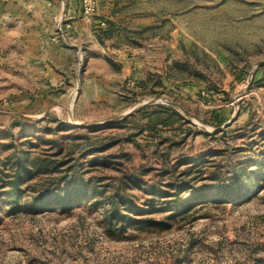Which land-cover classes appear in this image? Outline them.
I'll return each instance as SVG.
<instances>
[{"label":"rangeland","instance_id":"obj_1","mask_svg":"<svg viewBox=\"0 0 264 264\" xmlns=\"http://www.w3.org/2000/svg\"><path fill=\"white\" fill-rule=\"evenodd\" d=\"M82 7L88 33L59 20L51 51L0 32V158L69 162L93 193L68 211L1 193L0 264H264V0ZM109 9L124 36L98 42L119 30ZM137 20L152 24L139 41ZM115 191L143 211L132 224L110 226Z\"/></svg>","mask_w":264,"mask_h":264},{"label":"trees","instance_id":"obj_2","mask_svg":"<svg viewBox=\"0 0 264 264\" xmlns=\"http://www.w3.org/2000/svg\"><path fill=\"white\" fill-rule=\"evenodd\" d=\"M220 122L223 123L222 120ZM68 163L56 162L46 155L36 154L33 156L26 149L21 152L15 151L6 159L0 158V195L1 193L7 195L9 204L14 208H18L24 200V205L34 211L51 208L71 210L77 201L89 199L93 193L87 182L83 180L80 183L69 181L75 176L73 173L75 166ZM65 182L66 187H64ZM133 183L140 184L132 177L122 180L123 186H130ZM180 189V185H175L177 193L180 192ZM152 192L162 196L167 194V192L155 188ZM104 193V191L97 192L100 196H103ZM198 196L201 197L199 200L205 199L203 193ZM225 197L230 196L218 189L210 199L218 201ZM108 198L109 208H106L105 211L110 226H115L117 223L132 224L136 221L133 214L143 213L137 204L121 195L119 191H115ZM182 208L181 212L187 213L193 208V205L186 203ZM161 223L142 220L141 225H160Z\"/></svg>","mask_w":264,"mask_h":264},{"label":"crops","instance_id":"obj_3","mask_svg":"<svg viewBox=\"0 0 264 264\" xmlns=\"http://www.w3.org/2000/svg\"><path fill=\"white\" fill-rule=\"evenodd\" d=\"M83 0H0V32L8 40V44L19 49L27 48V43L33 44L35 54L47 45L51 51L52 46L57 43V27L59 20H64L67 27L77 28L80 26L81 35L89 31V20L84 17ZM102 1V0H101ZM113 8V5L109 3ZM99 7H101L99 3ZM102 6L99 12H104ZM111 10L109 9L108 12ZM111 15L109 26L119 28L116 32H107L108 38L103 34H97V41H114L117 36H124L125 25L117 23L115 19L119 16L114 11ZM112 25V26H111ZM118 25V26H117ZM152 27L148 21L137 20L134 27V40L139 41L145 32ZM107 30H110L109 27ZM11 47V48H12ZM39 56V55H38ZM36 56L35 58H37ZM49 65V72L51 73Z\"/></svg>","mask_w":264,"mask_h":264},{"label":"built area","instance_id":"obj_4","mask_svg":"<svg viewBox=\"0 0 264 264\" xmlns=\"http://www.w3.org/2000/svg\"><path fill=\"white\" fill-rule=\"evenodd\" d=\"M94 0H84L85 3V11L87 13H89V11L91 10V5L93 4ZM102 24L105 25V22H102Z\"/></svg>","mask_w":264,"mask_h":264}]
</instances>
